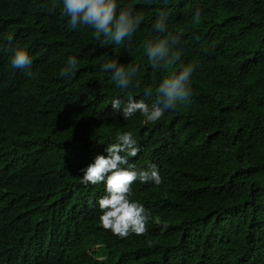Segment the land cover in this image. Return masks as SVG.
Returning <instances> with one entry per match:
<instances>
[{"label": "trees", "instance_id": "trees-1", "mask_svg": "<svg viewBox=\"0 0 264 264\" xmlns=\"http://www.w3.org/2000/svg\"><path fill=\"white\" fill-rule=\"evenodd\" d=\"M124 3L144 19L133 43L114 50L90 29L69 30L59 0L0 10V49L9 50L0 86L20 103L0 114V204L9 207L0 209V264H264V0ZM160 10L183 47L153 71L143 45ZM16 46L29 50L31 76L11 66ZM69 55L79 63L61 77ZM115 57L139 65L137 97L198 60L193 99L156 123L123 120L110 108L123 93L99 69ZM123 130L143 149L130 159L155 163L162 183H134L148 231L121 239L99 222L103 184H83L79 170ZM58 156L69 160H49ZM32 184L51 186L47 215Z\"/></svg>", "mask_w": 264, "mask_h": 264}, {"label": "clouds", "instance_id": "clouds-1", "mask_svg": "<svg viewBox=\"0 0 264 264\" xmlns=\"http://www.w3.org/2000/svg\"><path fill=\"white\" fill-rule=\"evenodd\" d=\"M18 1L0 0V10ZM144 1L150 3L155 0ZM59 8L60 14L66 18L69 30L90 29L93 38L100 45L113 50L119 47L117 45L130 46L144 19L142 13L136 11L132 4H125L124 0H59ZM55 9L56 4L53 3L47 10L51 13ZM195 15L198 17L200 11L196 10ZM151 28L155 35L145 41L143 51L151 69L157 71L179 61L183 46L180 34L173 33L168 28L166 11L158 12ZM8 51L0 49V63L5 60ZM78 63V56L69 55L59 75L71 78ZM10 64L13 68L24 70L26 75H32L33 58L25 47L16 46L12 50ZM198 67V60L181 64L177 72L162 78L154 89L145 86L142 96L137 97L133 92L141 85L137 78L138 64H126L115 57L99 65V69L123 93L122 96L112 98L110 108L123 120H131L139 114L145 123H156L167 112L176 110L178 106L193 99L191 81ZM17 105H20L18 98L10 90H4L0 86V114ZM105 141L107 144L103 151L95 153L79 170L81 182L85 185L103 184L105 195L98 198L97 206L101 213L99 222L104 229L121 239L132 234L144 235L148 231L151 213L132 198L133 186L135 182L160 185L162 177L159 169L155 163L138 168L135 161L130 159L138 157L143 150L132 130L118 131L115 133L114 142ZM69 151L73 153L72 145H69ZM49 160L62 162L69 159L58 156ZM28 187L33 188L47 215L52 205L51 186L32 184ZM6 208L9 207L0 204V209ZM93 250H97V247Z\"/></svg>", "mask_w": 264, "mask_h": 264}]
</instances>
